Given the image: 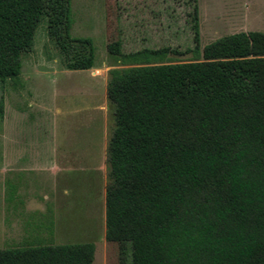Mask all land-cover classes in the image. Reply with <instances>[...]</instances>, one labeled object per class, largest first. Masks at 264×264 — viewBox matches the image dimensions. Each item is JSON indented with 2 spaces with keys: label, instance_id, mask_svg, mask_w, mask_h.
<instances>
[{
  "label": "trees",
  "instance_id": "16d2710c",
  "mask_svg": "<svg viewBox=\"0 0 264 264\" xmlns=\"http://www.w3.org/2000/svg\"><path fill=\"white\" fill-rule=\"evenodd\" d=\"M190 16L194 60L144 48L109 71L106 239L119 264H264V32L200 48L197 4ZM45 19L68 68L93 67V40L71 34L72 0H0L2 83L19 78ZM95 251L31 242L0 248V264H93Z\"/></svg>",
  "mask_w": 264,
  "mask_h": 264
},
{
  "label": "rangeland",
  "instance_id": "374dc122",
  "mask_svg": "<svg viewBox=\"0 0 264 264\" xmlns=\"http://www.w3.org/2000/svg\"><path fill=\"white\" fill-rule=\"evenodd\" d=\"M38 1L14 6L35 9ZM196 4L200 48L264 32V0H72L71 34L95 46L93 67L75 70L41 21L19 78L0 81V248L92 242L93 264H119L118 243L106 239L109 71L126 67L122 54L144 48L169 47L166 62L194 60Z\"/></svg>",
  "mask_w": 264,
  "mask_h": 264
},
{
  "label": "crops",
  "instance_id": "0c3cea01",
  "mask_svg": "<svg viewBox=\"0 0 264 264\" xmlns=\"http://www.w3.org/2000/svg\"><path fill=\"white\" fill-rule=\"evenodd\" d=\"M20 188L18 189V187L15 185V200H18L20 198ZM41 212H43V209H39ZM32 242V241H31ZM30 241H28L27 243H31ZM19 246V245H18Z\"/></svg>",
  "mask_w": 264,
  "mask_h": 264
}]
</instances>
